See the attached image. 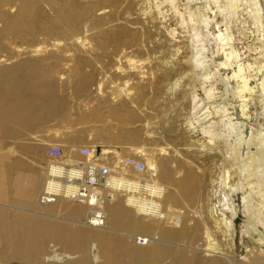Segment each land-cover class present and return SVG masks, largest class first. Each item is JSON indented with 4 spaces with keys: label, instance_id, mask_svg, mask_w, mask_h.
<instances>
[{
    "label": "bare ground",
    "instance_id": "6f19581e",
    "mask_svg": "<svg viewBox=\"0 0 264 264\" xmlns=\"http://www.w3.org/2000/svg\"><path fill=\"white\" fill-rule=\"evenodd\" d=\"M95 1L91 4L81 0H0V166L9 167L7 172L0 171V200L4 201L0 204L24 211L17 216L0 211V264H264V242L260 240L254 241L255 250L247 245L238 250L240 262L223 247V243L231 245L235 241L238 233L236 218L240 213L248 217V228L264 232V122H258L256 127L248 126L252 119L249 105L257 91L264 106V0H105L103 7ZM123 2L126 3L125 12L139 7L144 16L142 28L129 30L118 26L116 31L114 28L105 31L103 25L110 18L95 15L93 8L110 7L109 16L113 19L120 13ZM141 20L137 17L133 23ZM168 20H172V25L166 26ZM211 23L215 26L213 31L210 30ZM161 24L174 41L171 42L173 49L163 42L156 45L155 51L159 55L151 69L157 70L153 73L159 91L168 86L173 77L179 75L173 86L183 78L184 63L180 56L184 51L183 40L176 39L187 32L193 46L184 61L193 67L190 74L195 81L189 91L191 115L181 125L193 139L195 133L201 134L191 140L192 144L198 145L200 150L211 149V156L218 160L209 193H200L202 180L191 169V156H185L175 147L160 161L158 153L154 155L144 145L136 146L135 153L146 163L147 172L134 174L123 168L122 173L141 178L143 185L137 187L136 182H129L131 188L115 193L113 197L104 193L105 226L86 225L89 230L72 228L62 220L73 222L75 226L85 225L84 218L93 209L89 202L83 198H61L55 203L41 204L39 190L43 182L46 183L48 165L37 169L30 167L26 179L24 171L18 169L23 165L21 159L14 163L6 150V143L15 140L19 144L17 148L23 152H34L37 146L28 145L21 138L36 132L51 118L59 117L69 122L71 119L70 99L57 89L58 62L53 59L56 56L19 57L25 52L42 54L49 49L59 52L84 49V52L90 44L86 32L93 29H97L93 35L95 45L101 50H107L111 44L148 48V40ZM250 24L255 28L259 42L247 47L254 51L253 61L243 57L233 30L236 27L242 36H247L254 31ZM210 36L215 42L214 50L208 46ZM12 58L16 60L10 64ZM88 62L86 57L80 56L74 67L75 89L80 95L86 93L95 80V75L85 70ZM135 67L137 74L144 72L139 65ZM232 81H235L234 85ZM129 82L127 80L125 86ZM102 84L99 83V87ZM197 85L205 98L198 93ZM120 89L132 101L137 96L139 101L144 99L143 87L129 84ZM230 95L240 102L241 117H235L230 110V106H234ZM167 110L162 111V116L170 124L168 131H176ZM174 111L178 112L176 108ZM106 114L117 120L116 125L105 122ZM78 118L82 124L89 119L95 121L90 127L91 134H96L95 143H99V138L109 144L132 143L140 139L141 129L130 126L139 120V116L125 102L113 104L107 112L93 108ZM73 140L85 141L84 131ZM92 145L97 151L103 148ZM111 150H117L114 157L122 158L121 145ZM178 161L189 166L182 177L176 178L180 173ZM23 178L27 180L26 184H23ZM8 185L18 194H5ZM240 191L243 192L241 204L236 202ZM197 199L203 204L195 209L175 206ZM147 202H158L164 218L157 211L146 212L143 206ZM176 215L181 216L182 221L185 215V224L179 226L180 223L173 220ZM11 221L16 224L9 225ZM138 235L152 239L139 244L136 241ZM127 236L133 237L138 245L131 243ZM180 239H186L187 244L176 242Z\"/></svg>",
    "mask_w": 264,
    "mask_h": 264
},
{
    "label": "rangeland",
    "instance_id": "374dc122",
    "mask_svg": "<svg viewBox=\"0 0 264 264\" xmlns=\"http://www.w3.org/2000/svg\"><path fill=\"white\" fill-rule=\"evenodd\" d=\"M81 1L82 2L89 1L91 4L97 3L95 0H81ZM104 2L105 0L103 1L98 0V3L102 4V7H103ZM125 5L126 3L123 2L119 9L120 13L118 14V16L114 17L113 19H111V17L109 16L110 7H105L103 9L102 7L101 9H96L95 7L93 8V10L95 11L93 10L92 11L95 13V15L98 14V16H101V15L104 17L106 16L105 19L110 18L103 25L104 30L106 29L105 31H107V29L113 30V28H114V31H116L115 28H117L118 26L127 27L129 30L141 29L142 28L141 23L144 22L143 20L144 16L142 12H140L139 7H136L135 10L129 13V12H125ZM137 17L142 20L140 21V23H133V20ZM218 19L221 20L222 18L219 17ZM171 22L172 20H168V22L166 23V26L172 25ZM86 25L84 27L85 31L87 29ZM250 25H251V30H254V31L253 33L250 32L247 36H242L237 31V29L235 30L236 27L233 28V30L236 36L235 43L240 49V51L243 52V55H244L243 57H245V59H247L248 61H253L252 58L255 56L254 51L248 50L247 47L249 44L253 46L258 45L259 42H258L257 33L255 31V28L253 27L252 24ZM214 27H215L214 24L211 23L210 30L213 31ZM95 31H97V29L89 30L88 32H86V34L88 33L87 34L88 40H90L89 47L91 46L93 49L91 47L90 48L88 47L85 49L84 52H83L84 49L83 50L79 49V51L78 49H72L73 51L70 50L68 52H65V51L59 52L60 50L49 49L50 51L47 50L43 52L42 54L41 53L37 54L33 52H27V53L25 52L22 54L21 57H19V58H23V57L25 58L27 56V59H41V58H49V56L52 54H54V57L56 56L53 59H55V61L58 62V68L56 70L57 72L55 75V80L58 85L57 89L58 91L60 90L61 93L66 94V96L69 97L70 99L69 101L71 105V108H70L71 119L69 122V120L65 121L64 119L59 118V117L51 118L48 120V122H45V124L42 126L43 128L41 127L34 133H31V134L28 133L27 137L26 138L24 137V139L21 138V140H23V142H27L28 145L37 146V150H35L34 152H29V151L23 152L20 148H17L19 144L16 143L15 140L8 141V143H6L7 144L6 150L7 151L9 150L8 154L10 156L9 157L10 160L14 161V163L17 164L19 162H16L15 160L21 159L20 162H22L23 165L18 166V169L20 168L21 170L20 172L24 171L25 174L23 175V177L27 179L29 177V176H26L28 172L27 170L30 167L36 166L35 168L37 169L38 167L41 168L44 165H48V157H46V155L44 154V146L46 144H59V145H62L64 149H66L67 146L70 144H77V145L88 146V147H91V144L97 145L98 142L95 143L96 134L95 133L91 134L92 130L90 128L95 124V121L90 120V119L87 120V122H84V123H87L86 125L88 126H86L84 123L83 124L81 123L82 121L78 117L81 116V114L83 115V113H87L89 110L93 108H98V109L100 108L103 111L106 110L107 112V109L110 106H113V104L119 105L125 102L127 103V106L132 108L136 112V114L139 116V120H136L135 123L133 124L131 123L130 126H133V127L137 126L138 128L141 129L140 139L132 143L122 142L120 144H116V143L111 142V144H109L110 143L109 141L107 140L105 141L104 139L99 138L98 139L99 143L97 146L99 147L103 146V148L100 147V149L98 150V155H103V157L106 158V160L108 159L109 162H114L115 160L118 159L117 157H114L115 151L117 150H111V149H117L118 145H121L122 158L124 156L139 155L135 153L134 147L144 145L154 155H157L158 153L159 159L161 161L164 157L171 154L173 152L171 150H173V148L176 147L178 148L179 151L185 154V156L186 155L189 157L191 156L190 158L193 159V164L190 165L191 169H193L202 180L200 193H204L203 195H205L206 193H209L211 178L213 177V175H215L218 169L217 165L215 164V162L218 160L216 158L214 159L211 156L212 155L211 149H204V150L201 149L200 150L198 145H193L192 144L193 142L191 141L193 139L191 138L192 134L188 133L189 131L184 128V125H181V123L185 120V118L191 115L192 99L189 95V91L191 90V87L195 83L192 75L190 74L192 73L193 67L190 65V63L184 62L186 61L187 57L190 55L191 49L193 47L190 45L191 40H190V37L188 36L189 33L184 32L182 33L183 35L182 37H179L176 39V40H181V41L183 40L182 41L183 43L181 42V44L182 46H184V51L180 54V56H182L181 59L184 63V68H183L184 74L182 75L183 78L179 81V84L177 86H173L174 85L173 83L176 81V79H178L179 75L173 77L169 81L168 86L166 87L163 86L162 90L159 91L156 87L157 86L155 82L156 77L153 73V71L157 72V70L151 69L154 59L156 58V56L159 55V52L155 51L157 47L156 45L158 43L163 42V43H167L170 46V49H173L171 42L174 41L172 37L168 35L166 27L164 25L161 24L160 28L156 31L155 35L151 39L148 40L147 42L148 48L144 47L141 49L130 48L122 44L121 46L116 47L115 44H111L107 50L105 51L101 50L95 45V40L93 37ZM122 36L123 35H121L120 37L124 39V36L123 37ZM209 40L210 41L208 43L210 45L208 46H210L214 50L215 49L214 39L211 37ZM80 56L86 57L89 61L88 64L85 66V70L95 75L94 82L90 85L87 91L88 93L86 92L84 93L85 95L83 94L84 96L77 94L76 89H75V80H74V67L77 63L78 57ZM15 60L16 58L10 59L9 60L10 64L12 62L14 63ZM143 62L145 63L143 64ZM133 63L134 65H132ZM135 65H139L142 68V71L144 72L137 74V68L135 67ZM127 80L130 81L129 84L132 87H140V88L143 87L144 88V91H143L144 99L142 98L143 100L142 101L140 100L141 102L138 100L137 98L138 96L133 98V101H132V98L128 96L126 97L125 94L121 91L120 89L121 87H127L129 85L128 84L127 86H125L126 85L125 82ZM99 83H103L102 84L103 86L101 85L102 88L99 87ZM231 84L234 85L235 81H232ZM181 87H183V89ZM197 88H198V93L200 94V96L205 98L206 96L204 95L203 90L200 88L199 85H197ZM258 95H259V92L257 91L254 95V100H251L250 105H249V108H250L249 113L252 114V119H251L250 125L248 124V126L253 125L254 127H256L258 125V122H264V106L261 105L260 97ZM229 97L234 102V106H230V110L234 112L235 117H241V108L239 106L240 102L238 101V99H234L233 95H230ZM175 108L177 109L178 112L174 111ZM164 109H168L167 116L170 117V119L172 120V123H174L175 127H177L176 131H173V132L168 131L170 124L168 123V121H166L167 120L166 117L164 118L162 116V111H164ZM76 117L78 119H75ZM104 118H106L105 122L110 121V123L112 122L114 123V125H116L117 120L113 119V117L111 119V117H108V114H106ZM72 119H74L73 123L71 121ZM81 125H82V128H81ZM82 131H84L85 141L79 143L73 140V138L80 135ZM112 131L116 132L115 129H112ZM200 136L201 134L195 133L194 139L199 138ZM104 141L105 143H103ZM161 149H162L163 154H161ZM67 157L74 158L75 160H78V161L84 160V157L78 153H73V154L67 153L65 155V158ZM177 166L180 169L179 172L181 173V170H182V173L176 174L177 177L176 176L175 177L176 178L182 177L183 176L182 174L184 173V171L187 169V166L189 165L186 162L178 161ZM130 168L131 167H127L126 169L130 170L134 174H138L137 172L134 171V169L132 170ZM8 170H9V167L2 166V165L0 166V171L2 173L7 172ZM145 173L146 172H143L140 174L142 175ZM25 178H23L22 180L23 184H26L27 182ZM163 181L165 184L170 185L168 181H165V180ZM43 185H44V182L42 184V187ZM42 187L40 188L39 193ZM5 194L12 196V195H17L18 193L16 192L14 187L8 185L5 188ZM242 196H243V192L240 191L239 195L236 197L237 203L241 204ZM204 200H206V196ZM0 202H4V201L0 200ZM202 204H203L202 201H199V199H197L196 201L187 202L186 204L185 203L175 204V206L184 205L185 210H186L190 208L195 209ZM204 204H206V201L204 202ZM0 211L7 213L9 216H17L16 214L24 212L23 209H18V208L16 209L15 207H12L9 205H2V204H0ZM186 218L187 217L184 215V218L182 221L181 220L182 217L176 215L173 220L176 219L175 222L180 223L179 226L180 225L182 226L183 224H185L187 220ZM247 218L248 217L242 213H240L239 216H237L236 224H237L238 233L235 236V241H232L230 243L231 245H227L226 243L224 244L223 242H221L223 243V247H225L226 249H229L232 252L233 258L236 256L234 260L237 259L238 262H240L238 258H241V253L238 250H241L243 246L247 245L248 248H250L251 250H255L257 249V246L255 245L254 241L260 240L261 242H264V232L262 231V229H260V232L259 230L252 231L253 228L251 229L248 228V226L250 227V225L247 221ZM62 221H64L65 224L69 225L72 228L75 227V229L89 230V227H85L86 225H83L80 227V225H77V226L73 225L74 223L68 220L63 219ZM11 222L9 223V225L16 224L14 223V221H11ZM69 223H72V224H69ZM170 223H173V222L171 221ZM254 228H257V227L254 226ZM244 231H246L247 235L244 234ZM134 232L142 233L139 231H134ZM153 235H156V234H153ZM127 237L129 241L131 239L130 241L131 243L138 245V243H136L133 237H130V236H127ZM176 242L181 243V244H184L185 242V244H187L186 239L176 240ZM233 243H234V247H233ZM235 244H236V247H235ZM178 246L183 247V245H178ZM237 247L239 249H236Z\"/></svg>",
    "mask_w": 264,
    "mask_h": 264
},
{
    "label": "built area",
    "instance_id": "2783aa9c",
    "mask_svg": "<svg viewBox=\"0 0 264 264\" xmlns=\"http://www.w3.org/2000/svg\"><path fill=\"white\" fill-rule=\"evenodd\" d=\"M67 153H78L84 160L65 158ZM44 154L48 157V172L46 183L39 193V202L51 204L61 198L69 200L83 198L93 207L84 218V224L91 227L106 225V214L102 206L104 193L113 197L115 193L131 188L129 182H136L137 187L143 185L144 181L141 178L123 174L122 169L131 167L137 173L147 172L148 169L140 155L125 156L109 162L102 155H98L97 149L77 144H70L66 149L59 144H46ZM143 208L148 213L157 211L164 218L158 202H147ZM151 239V236H136L139 244H146Z\"/></svg>",
    "mask_w": 264,
    "mask_h": 264
}]
</instances>
